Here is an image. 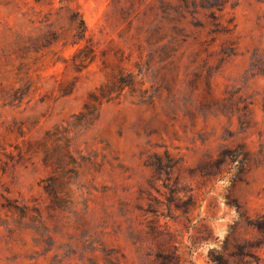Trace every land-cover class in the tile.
Wrapping results in <instances>:
<instances>
[{"label":"rangeland","instance_id":"obj_1","mask_svg":"<svg viewBox=\"0 0 264 264\" xmlns=\"http://www.w3.org/2000/svg\"><path fill=\"white\" fill-rule=\"evenodd\" d=\"M182 3L0 0V264H217L215 251L264 264V232L250 224L264 217V0H227L229 33ZM129 74L135 85L69 135L79 178L50 190L66 144L47 161V133ZM25 83L9 105L3 95ZM239 146L258 161L243 181L237 163L207 169Z\"/></svg>","mask_w":264,"mask_h":264},{"label":"trees","instance_id":"obj_2","mask_svg":"<svg viewBox=\"0 0 264 264\" xmlns=\"http://www.w3.org/2000/svg\"><path fill=\"white\" fill-rule=\"evenodd\" d=\"M183 3L179 6V9H187L190 10L191 6L194 7V11H192L193 14L199 13L198 11L200 9L206 10L209 12V18L212 20V25L214 29L212 30L213 33H229L231 31L230 26H224L220 20L221 16L218 15V12H223L225 9V5L227 3V0H200V3L197 1H192V3L189 0H181ZM191 12V11H189ZM231 23V22H230ZM79 35L81 37V34L85 31V25L84 22L80 21L79 26ZM229 52H226V54L234 55L236 49L234 47L228 48ZM83 56V51L81 52V55H78L75 57L74 62L77 63V60L79 59V63L77 65L82 66L85 62ZM264 63V57L259 58L258 64L256 67H259V64ZM25 64L22 63L17 68L18 75L23 70ZM135 85V80L133 78L132 74H129L127 76H122L117 80H113L112 82H109L105 86H103L99 91L100 95H94L91 98V101L95 102V105L87 104L82 112H80L78 115H75L72 117L71 121L67 122L66 126H58L56 127L52 132H48L45 137V153L47 156V161H52L54 157V148L52 147L53 144H60L65 143L66 146L63 149V152L58 158L57 162V171L56 173H59L58 177H53L49 179L50 185L48 188L52 191L56 190L57 187H65L68 185L73 184V180L79 178V170L82 167V162H79L74 155H72L71 151L69 150V144L71 142V138H69V135L74 132L79 133L82 130H88L91 128L94 123L99 119L100 117V109L99 106L102 104L103 100H106L107 102H110L113 100V95L117 93L118 91H123L126 87H133ZM30 90V85H27L25 83L23 86H21L19 89L14 91L12 94H4L3 98L5 101L8 100L9 105H15L16 103H21L24 99V97L28 94ZM120 95V94H118ZM242 107L238 108L239 112H242V118H241V124L242 128L248 130L251 127L252 124V111H251V105L252 103H246L245 100L242 101ZM263 153V150L260 151V154ZM210 160H208L206 163L207 169L210 170V172H216V173H222L223 167L231 166L234 163L236 164V168L238 172L235 174V178L239 179L241 181L244 180V175L247 172H250L253 165H257L258 161L252 162L251 154L241 148L239 146L238 148H227L224 147V149L220 152V154L214 158L210 157ZM82 161H85V158H82ZM70 167V168H69ZM175 165H168L166 167V171L170 172L173 170ZM231 168H228L229 170ZM236 207L240 209V206L237 204ZM25 216V214L23 213ZM264 217H260L255 222H250V224L259 229L260 231L264 232ZM218 253V256H215L213 259L214 262L217 264H230V261L226 259L225 255L222 254L224 252L215 251ZM238 256L243 257H249L253 259H257L254 253L246 252L245 248L239 249V252L236 254ZM244 264H253L250 261H245ZM257 264H261L259 262Z\"/></svg>","mask_w":264,"mask_h":264}]
</instances>
